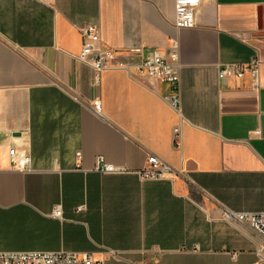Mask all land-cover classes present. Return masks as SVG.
Wrapping results in <instances>:
<instances>
[{"label":"crops","instance_id":"obj_1","mask_svg":"<svg viewBox=\"0 0 264 264\" xmlns=\"http://www.w3.org/2000/svg\"><path fill=\"white\" fill-rule=\"evenodd\" d=\"M174 21L175 0H0V251L264 264L262 241L224 217L264 211V0H201L193 27ZM91 25L133 63L175 44L180 107L169 84L135 69L94 85L77 59ZM254 58L257 87L248 74L218 77ZM12 147L30 170L11 166ZM149 154L173 171L142 179ZM98 156L125 171L94 170Z\"/></svg>","mask_w":264,"mask_h":264},{"label":"built area","instance_id":"obj_2","mask_svg":"<svg viewBox=\"0 0 264 264\" xmlns=\"http://www.w3.org/2000/svg\"><path fill=\"white\" fill-rule=\"evenodd\" d=\"M201 0H175V26L179 29L190 28L196 24V13ZM83 43L77 59L90 64L93 68V83L99 86L101 76L105 70L111 68H122L133 73V69L139 74H144L153 82L169 84L172 93L165 96L168 103L175 107H180L179 94V72L178 49L175 44L170 48L167 55L160 52H151L147 57L139 62L127 61L122 53L104 45L100 38L97 26H85L81 28ZM134 51L133 53H135ZM261 61L254 58L248 63H229L218 68V77L221 79L235 77L243 78L248 74L252 79V85H259ZM94 109L101 113V102L98 100L94 104ZM178 132V129H176ZM254 134L259 135L260 131L255 130ZM11 166L15 169L27 171L31 167V157L24 148L12 147L9 149ZM78 156L80 153L78 152ZM94 170L101 173H122L124 168L107 162L103 156L96 158ZM172 168L154 154H149L147 167L138 171L142 179H158L164 177L166 172H172ZM79 210L82 207L78 208ZM60 207L54 209L52 216L61 217ZM228 220L235 221L243 226L247 231L254 234L262 241L261 250L264 251V211L258 212H227L224 216ZM0 264H103L101 260L94 259L90 254H79L75 251H0Z\"/></svg>","mask_w":264,"mask_h":264}]
</instances>
